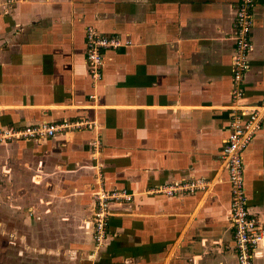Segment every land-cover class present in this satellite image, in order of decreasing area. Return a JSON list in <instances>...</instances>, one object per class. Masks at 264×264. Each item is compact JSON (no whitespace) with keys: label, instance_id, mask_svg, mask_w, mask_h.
I'll return each instance as SVG.
<instances>
[{"label":"crops","instance_id":"crops-1","mask_svg":"<svg viewBox=\"0 0 264 264\" xmlns=\"http://www.w3.org/2000/svg\"><path fill=\"white\" fill-rule=\"evenodd\" d=\"M238 1L20 0L0 9V130L72 125L0 142V264H237L220 156L238 106ZM253 14L244 105L264 99V0ZM87 26L130 42L105 54L97 80ZM243 158L250 213L264 220V117ZM98 173L104 189L132 199L111 204L96 249ZM198 178L216 184L173 198L146 193ZM254 264H264V248Z\"/></svg>","mask_w":264,"mask_h":264},{"label":"built area","instance_id":"built-area-1","mask_svg":"<svg viewBox=\"0 0 264 264\" xmlns=\"http://www.w3.org/2000/svg\"><path fill=\"white\" fill-rule=\"evenodd\" d=\"M20 0L0 2L2 7H10ZM258 0H239L235 11L234 54L231 58L232 89L231 100L237 103V109L229 126L228 137L221 152V165L227 172V183L230 189L229 224L236 252L237 264H254L255 252L264 248V220L250 213L244 184V151L250 146L255 134L261 129L264 117V99L255 105L238 104L243 99V80L250 70L249 53L252 49L250 39L254 25V8ZM130 45L118 36H103L92 26L85 29V53L89 75L97 80L101 76L100 68L104 56L109 51ZM77 123L73 127H80ZM68 123H42L23 128H6L0 130V142L22 141L51 138L57 133L70 128ZM99 189L95 192L92 238L97 248L103 245L107 237L110 206L114 203L131 201L126 190H106L103 187L104 176L97 174ZM216 184V180L191 179L166 184L147 190L149 195H162L167 198L180 197L196 192L206 193ZM95 253H92L94 257ZM87 264H94L93 261Z\"/></svg>","mask_w":264,"mask_h":264}]
</instances>
